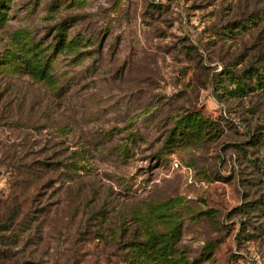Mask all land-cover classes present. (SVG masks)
I'll use <instances>...</instances> for the list:
<instances>
[{"label": "rangeland", "instance_id": "rangeland-1", "mask_svg": "<svg viewBox=\"0 0 264 264\" xmlns=\"http://www.w3.org/2000/svg\"><path fill=\"white\" fill-rule=\"evenodd\" d=\"M0 3V264H264V0Z\"/></svg>", "mask_w": 264, "mask_h": 264}, {"label": "trees", "instance_id": "trees-1", "mask_svg": "<svg viewBox=\"0 0 264 264\" xmlns=\"http://www.w3.org/2000/svg\"><path fill=\"white\" fill-rule=\"evenodd\" d=\"M1 8H3V5L1 6L0 3V23L3 20V13L1 11ZM9 59H7L6 61H4V63H6V66L8 65L10 67L11 63H13L14 58H12L11 56V52H9ZM8 57V56H7ZM38 60V62L40 61L39 59H36V61ZM22 62L25 64V66L23 67V69L21 68H17L15 70L14 73H18V72H23L24 74H35L37 73L38 75H43L45 73L46 70V64L45 62L43 63L44 67L36 69V64H31L32 61H30L28 58H23ZM14 64V63H13ZM12 64V65H13ZM16 76V75H15ZM262 77H264V75H262ZM83 149H81L82 151ZM80 152V151H79ZM79 152L76 153V151L72 152V156L68 157L70 159V162H67L66 160L68 159H64V155L62 153V160L58 159L56 161L51 162L49 159L50 156L44 158V159H33L31 160V162L29 163H25V162H15L14 164H12L13 166V176L16 180H13L12 184L15 186V188H17V191H22L23 188H27L29 187L30 184H38L46 175L45 170L47 169L48 166H51V164L53 163L54 165H56V167H62V170H70V172L72 171V167H74L75 165H78V161L82 162L83 164L79 165L80 168H85L87 166V163L84 161L85 157H82ZM84 152V151H83ZM54 154V153H53ZM55 155V154H54ZM77 156V157H76ZM60 157V156H59ZM23 171L25 172V174H23ZM62 173L59 174V176H61ZM33 185V186H34ZM21 189H20V188ZM16 193H13V196H15ZM89 216V215H88ZM13 219V218H11ZM89 219V217H88ZM25 220V219H24ZM1 223V221H0ZM2 226V224L0 225V227ZM175 232V231H174ZM175 234V233H174ZM6 241H3V238H0V254L2 253V251L4 250V245ZM137 242V241H136ZM136 242L134 241V244L131 245L132 248L130 249L132 252V256L134 254V246L136 245Z\"/></svg>", "mask_w": 264, "mask_h": 264}]
</instances>
